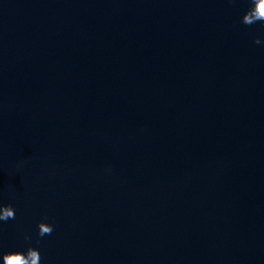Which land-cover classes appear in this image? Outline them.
I'll use <instances>...</instances> for the list:
<instances>
[{
	"label": "water",
	"instance_id": "water-1",
	"mask_svg": "<svg viewBox=\"0 0 264 264\" xmlns=\"http://www.w3.org/2000/svg\"><path fill=\"white\" fill-rule=\"evenodd\" d=\"M257 17L0 0V264H264Z\"/></svg>",
	"mask_w": 264,
	"mask_h": 264
},
{
	"label": "clouds",
	"instance_id": "clouds-1",
	"mask_svg": "<svg viewBox=\"0 0 264 264\" xmlns=\"http://www.w3.org/2000/svg\"><path fill=\"white\" fill-rule=\"evenodd\" d=\"M258 2H259V0H253L254 5H255L256 3H258ZM256 21H264V17H257L256 20H254L252 23H254V22H256ZM252 23H251V24H252ZM12 217H14V215H13ZM12 217H3V216H0V220H7L8 218H12ZM48 228H49V231H48L47 233H39V234H40L41 236H43V235H45V234H50V233L53 231V227H52L51 225H49ZM32 251L36 252L37 255L40 256V255H39V252H38L37 250L32 249Z\"/></svg>",
	"mask_w": 264,
	"mask_h": 264
}]
</instances>
